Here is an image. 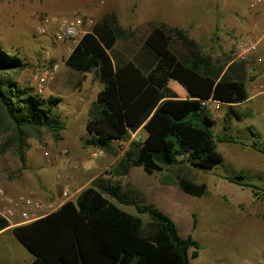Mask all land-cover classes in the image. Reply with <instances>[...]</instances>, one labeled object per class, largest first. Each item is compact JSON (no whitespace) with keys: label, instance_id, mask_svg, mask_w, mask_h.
<instances>
[{"label":"trees","instance_id":"trees-1","mask_svg":"<svg viewBox=\"0 0 264 264\" xmlns=\"http://www.w3.org/2000/svg\"><path fill=\"white\" fill-rule=\"evenodd\" d=\"M125 35L115 18L106 15L65 60V65L79 74L95 70L102 85L88 112L84 145L110 150L112 142L128 141L139 130L145 133L143 139L129 143L114 176H126L133 167L151 175L177 164L179 157L202 171L219 166L222 156L217 144L239 142L226 133L214 134L215 122L201 102L243 103L249 97L245 82L231 79L228 69L220 76L223 67H213L210 56L198 49L185 30L164 24L155 26L144 40L147 53L154 58L146 73L130 61L115 64L108 51ZM171 40L187 48V62L170 50ZM24 68V59L0 43V154L11 152L16 157L17 174L26 168L29 138L48 132L58 140L63 130L57 113L60 100L44 98L17 84ZM170 79L176 80L183 93L168 86ZM184 94V98L178 97ZM231 108L228 116L241 121L242 116ZM250 148L264 156L259 143ZM221 178L251 188L255 198L264 200V190L249 183L244 174ZM175 185L194 198L206 193L204 184L187 178H177ZM106 196L132 206L137 215L121 210ZM141 215L147 216L146 224ZM192 218L193 230L194 215ZM8 227V221L0 218V232ZM11 233L33 257L30 264H192L190 259H196L200 250L190 234H179L163 211L138 205L120 182L111 183L101 176L73 201L31 223L13 227Z\"/></svg>","mask_w":264,"mask_h":264},{"label":"rangeland","instance_id":"rangeland-1","mask_svg":"<svg viewBox=\"0 0 264 264\" xmlns=\"http://www.w3.org/2000/svg\"><path fill=\"white\" fill-rule=\"evenodd\" d=\"M248 3L249 0H0V43L26 63L16 79L17 84L44 98H58L57 113L63 125L58 140L48 132L27 140L26 168L20 174L16 172L19 166L16 157L11 152L0 154V175L5 188H18V193L34 189L41 199L48 201H57L56 195L60 197L62 189L67 188L74 200L81 186L98 174L111 183L120 182L138 205L154 206L163 211L182 237L190 234L200 246L198 257L190 259L192 264H264V200L255 198L251 188H242L221 178L242 173L249 183L264 190V156L239 145L217 144L222 163L210 171L198 170L179 157L177 164L151 175L145 174L140 167H133L126 176H114L116 164L129 143L143 139L144 132L134 137L131 134L128 141L112 142L110 150L85 146L88 112L102 85L95 70L81 78V74L68 68L70 84L56 87L57 74L66 67L69 43L66 39L54 40L53 24L47 27L45 34L38 32L41 19L46 17H91L95 26L104 16L111 15L126 35L116 40L109 55L115 64L130 61L139 66L151 60L144 47L147 34L155 26L164 24L186 29L198 49L209 55L218 67H224L232 60L236 43L241 38L234 33V27L240 13L244 12L242 6L248 7ZM256 16L252 17L254 24ZM169 48L179 58L189 55L187 48L174 40L170 41ZM53 64L59 67L57 74L44 91L38 93L35 76ZM172 79L168 86L183 93ZM83 81L86 82L84 87ZM245 83L248 86V82ZM255 107L258 109L255 117L241 122L235 120L233 125L242 133L241 142H255L264 147V102L256 103ZM242 110L240 107L237 112ZM209 114L214 116L210 110ZM222 126V121L215 123L216 136L225 134ZM252 133L260 137L255 139ZM61 150H66L67 155L59 156L53 163L45 162L44 151L56 155ZM99 151L102 156H94ZM232 152H239L241 156L236 159ZM87 165L94 168L92 173L85 172ZM74 177L84 182L77 185ZM180 177L204 184L205 195L194 198L184 194L175 185ZM107 198L121 210L137 215L132 206ZM192 215L195 219L193 230ZM141 219L145 224L149 221L146 215H141ZM32 259L12 234L0 237V262L30 264Z\"/></svg>","mask_w":264,"mask_h":264},{"label":"built area","instance_id":"built-area-1","mask_svg":"<svg viewBox=\"0 0 264 264\" xmlns=\"http://www.w3.org/2000/svg\"><path fill=\"white\" fill-rule=\"evenodd\" d=\"M248 9L256 14L257 23L255 27L243 35L234 48L232 64L253 65L262 62L260 56L264 46V0H249ZM55 25L53 38L55 41L66 39L69 43L68 54L79 43L82 37L91 32L94 20L91 17L83 18L74 16L72 18L62 17L59 19L43 18L38 26V32L45 34L49 25ZM58 65L53 64L40 75L35 76L38 93H42L46 85L53 79L58 72ZM207 101H202L205 105ZM213 111L220 110V102H213ZM135 134H132L134 137ZM67 151L61 150L58 154L52 155L48 151L43 152L46 163H53L59 156H66ZM94 156H102V152H97ZM59 179V176H57ZM67 188H63L60 199L48 201L41 199L34 189H27L21 193L10 194L3 183L0 175V218L8 222L14 218L20 220V225L31 223L37 219L55 212L63 203L72 201Z\"/></svg>","mask_w":264,"mask_h":264},{"label":"crops","instance_id":"crops-1","mask_svg":"<svg viewBox=\"0 0 264 264\" xmlns=\"http://www.w3.org/2000/svg\"><path fill=\"white\" fill-rule=\"evenodd\" d=\"M242 7H243L242 11H244V12L240 13V16H239V19L237 21V24H235L236 27H234V33L239 38L242 37L243 35H245L246 33L250 32L256 25V24H254L255 22L252 19L254 14L249 12V9H247L248 8L247 5L245 6V4H244ZM174 26H176V25H174ZM177 28H179V27H177ZM181 29L186 31V29H184V28H181ZM187 53L189 54L188 50H187ZM188 56L184 57V58H179L177 56V58L181 62L185 63L189 59ZM260 56L262 58V62L259 63V64H253V65L247 66V65H241V64H235L234 65L231 62H229L228 64H226V66H224L222 68L221 73H220V76H221L223 74V72H225L228 69L227 72H228V75H229V77L231 79H233V80H243L244 82L245 81L248 82V86L246 85V88H247L249 97H248V99L245 102L240 103V104H236V105H231V106L220 104V110L217 111V112L213 111V104H214L213 102H215V101L207 100V102L205 104L207 106V109L213 112L214 116L211 115V117L214 120V122L215 123L219 122V121L223 122V126L221 128L222 132L226 133L227 136L232 137L235 141L239 142V143H219V145H225V146L239 145L241 147H245V148L251 149L250 148L251 144H246V143L244 144L243 142H241V139L239 137L242 135V133H241L240 129H238L237 127H235V125H233V121L235 122V119H232V116L231 115L228 116V114H229V111H230L229 110L230 107H232L231 109H233L236 114L242 116L241 121H244L246 119H252L253 117H255L257 115L258 109L255 107L256 103H263L264 102V46H263V48L261 50ZM153 63H154V58L151 56V60L149 62H147V63L146 62H142V63H140L139 66L138 65L137 66L143 72L146 73L149 65L153 64ZM211 64L215 68L218 67L213 61H211ZM70 75H71V71L68 70L67 66L65 68H61L59 70V73L57 74L55 86L60 88V87H64L66 85H69L70 84V78H69ZM84 75L85 74H81L80 77L83 78ZM249 75H250V78H249ZM85 83L86 82L83 81V87H84ZM98 92H97V94H98ZM178 97L184 98L185 94L182 95V96H178ZM240 107L243 108L241 113L237 112V109L240 108ZM241 121H238V122H241ZM247 129L250 130L251 128L248 127ZM138 132H143V131L139 130V131H137V132H135L133 134H136ZM230 135H232V136H230ZM252 136L255 137V139H258L260 137L257 133H252ZM240 143H242V144H240ZM232 156L237 159V158H239L241 156V153L232 152ZM92 171H94V168L91 165H87L86 169H85V172L86 173H92ZM96 177H98V174H95V175L91 176L85 182V184L83 186H81L80 189L82 190L83 188L88 186ZM74 182H75V184L78 185V184H82V182H84V181H79V179H76V177H74ZM7 191L10 194H17L19 192V189L12 187V188H8ZM50 194H49V197L52 198ZM56 197H57L56 200L60 199L58 194L56 195ZM8 223H9V227L7 229H5V230L0 232V237L4 236L7 233L12 234L11 233V229L13 227H15V226L20 225V220L16 217V218L12 219V221H10ZM0 264H4V263L0 262Z\"/></svg>","mask_w":264,"mask_h":264}]
</instances>
